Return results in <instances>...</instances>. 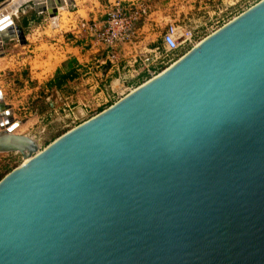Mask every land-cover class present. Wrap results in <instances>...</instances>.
Instances as JSON below:
<instances>
[{"label": "water", "instance_id": "1", "mask_svg": "<svg viewBox=\"0 0 264 264\" xmlns=\"http://www.w3.org/2000/svg\"><path fill=\"white\" fill-rule=\"evenodd\" d=\"M2 108L0 264H264V0L44 149Z\"/></svg>", "mask_w": 264, "mask_h": 264}, {"label": "rangeland", "instance_id": "2", "mask_svg": "<svg viewBox=\"0 0 264 264\" xmlns=\"http://www.w3.org/2000/svg\"><path fill=\"white\" fill-rule=\"evenodd\" d=\"M100 2L101 4L97 2L99 7L95 9L98 12L97 19H101L103 13L104 2ZM84 3L79 2V5L86 6ZM191 8V5H187L183 9L188 11ZM89 12L90 10L83 8L79 14L82 18L91 19ZM15 14L13 20L16 26L21 27L25 42L22 43L16 38L3 42L0 47V90L5 95V102L2 104L12 111L14 121L10 127L17 122L21 123L14 132L35 138L40 148L44 149L88 117L95 116L112 104L99 109L92 107L95 110H90L88 116L73 122L74 111L79 106L71 103V99L66 100L67 91L61 90L66 82L52 88L46 80L66 58L79 55V52L72 48L77 45L75 34L71 33L72 27L76 26L74 15L63 12L59 17V26L53 27L49 25L46 12L36 13L32 3L26 4ZM200 21L205 22L204 19ZM152 38L161 43L158 31H154ZM2 104L0 116L3 113ZM23 162L20 153H0V180Z\"/></svg>", "mask_w": 264, "mask_h": 264}, {"label": "built area", "instance_id": "3", "mask_svg": "<svg viewBox=\"0 0 264 264\" xmlns=\"http://www.w3.org/2000/svg\"><path fill=\"white\" fill-rule=\"evenodd\" d=\"M241 1L243 0H171L175 12L183 13L184 16L191 11H185L183 8L191 5L193 12L201 16L196 20L182 17L178 21L168 22L161 36L162 45L154 48L142 47L140 49L136 45L139 24L148 20L152 13L148 0H115L104 4L101 19H76V26L72 27L71 33L72 35H83L103 44L108 51L106 64L118 72L123 71L125 81L138 79L144 74L143 83H145L182 58L202 39L259 2V0H246L243 3ZM97 2L101 4L100 0ZM59 17V13L55 17L49 16V25L58 27ZM202 19L204 23L200 21ZM127 52L132 54L131 66L122 70L121 60ZM136 88H128V92ZM122 94L125 95V91ZM122 98L117 99L113 94H107L104 98H96V103H87L82 106L85 112L83 117L88 116L90 110H95L92 107L103 108ZM79 119L74 114L72 121Z\"/></svg>", "mask_w": 264, "mask_h": 264}, {"label": "crops", "instance_id": "4", "mask_svg": "<svg viewBox=\"0 0 264 264\" xmlns=\"http://www.w3.org/2000/svg\"><path fill=\"white\" fill-rule=\"evenodd\" d=\"M98 0H74L71 5L63 6L58 13L61 15L63 12L74 15V19H81L80 11L83 8H87L91 19H96L98 17V12H96V7ZM104 4L112 3L115 0H102ZM151 7L152 13L148 20L143 21L139 24V30L137 34V46L142 49V47L154 48L156 46L162 45V33L166 30L168 22L176 20L178 21L182 17L197 19L200 14L193 12V6L190 9V13H177L172 8L173 2L171 0H148ZM175 1V0H174ZM79 2H85L86 6L79 5ZM99 3V2H98ZM100 4V3H99ZM41 14V13H40ZM49 16V13H47ZM85 19V18H84ZM31 23V21H30ZM158 31L161 43L153 40L152 35L154 31ZM75 43L77 42L75 48L79 52V55H72L73 58H66L60 65H58L53 72V74L46 80L48 86L57 87V80L62 76L69 75L70 72L73 78L72 80L67 79L64 82L65 85L61 90L67 91L66 100L71 99V103H76L79 107L75 109L74 114L78 117H83L84 110L82 106L87 103H96V98H104L107 94H113L118 97H125L129 92L128 88L138 87L144 80V74L138 79L125 81L123 78V71H117L111 68L107 62L108 51L103 44L96 42L93 39H83L79 35H74ZM75 43H72L73 45ZM132 54L127 52L123 55L121 60L122 70H126L131 66ZM69 77V78H70ZM60 82V81H59ZM63 82V83H64ZM54 84V85H52ZM125 91V95L122 94ZM78 109H81L82 115L78 113ZM21 125V124H20ZM25 135V134H22Z\"/></svg>", "mask_w": 264, "mask_h": 264}, {"label": "bare ground", "instance_id": "5", "mask_svg": "<svg viewBox=\"0 0 264 264\" xmlns=\"http://www.w3.org/2000/svg\"><path fill=\"white\" fill-rule=\"evenodd\" d=\"M15 1H18V0H12V2H10V4H9L8 7H11V5L13 4V2H15ZM62 1L66 2V4L64 3L65 6L70 5V4L67 3V0H62ZM48 3H52V4L56 5V8L58 7V0H45V2H44L43 4H44V6H45V4H48ZM32 6H33V5H32ZM8 7H7V8H8ZM7 8H6V9H7ZM61 8H62V7H58V8H57V12L60 11ZM4 9H5V8H4ZM4 9H3V10H4ZM15 13H18V12H15ZM15 13L12 14V12H10V13L8 14V15L10 16V19L13 21V25L8 29L7 33L12 34V36L18 37V36L20 35V29L15 25V22H14V20H13V16H14ZM57 14H58V13H57ZM15 15H16V14H15ZM0 93H1V95H2V97H3V100H1V98H0V104H2V102H5V95H4V92H3L2 90H0ZM6 110H7V109H4L3 113L1 114L2 117L4 116ZM77 111H78L79 114L82 115V111H81V109H78ZM10 112H11V114H12V111H11V110H10ZM75 113H76V112H75ZM75 115H76V114H75ZM1 116H0V117H1ZM82 116H83V115H82ZM77 117H78V116H77ZM79 118H81V117H79ZM8 120H9V123L4 125V129H12V128H13V125H12L11 127H10V125H11L12 122L14 121V118L10 115V116L8 117ZM3 121H4V120H3ZM17 123L19 124L20 122H17ZM20 124H21V123H20ZM20 124L17 125V127H19ZM14 125H15V124H14ZM17 127H15V128L12 130V133L16 134L14 131L16 130ZM26 136H28V135H26ZM28 137H30V138H32L33 140H35L36 143H37V145L40 146V145H39V142H38L35 138H33V137H31V136H28ZM0 153H11V152H0ZM16 153H17V152H16Z\"/></svg>", "mask_w": 264, "mask_h": 264}, {"label": "trees", "instance_id": "6", "mask_svg": "<svg viewBox=\"0 0 264 264\" xmlns=\"http://www.w3.org/2000/svg\"><path fill=\"white\" fill-rule=\"evenodd\" d=\"M68 74L69 75L64 76V77L62 76L59 80H57L56 85H59V84L61 85L65 80L69 79V77L72 76L70 72ZM52 85H54V84H52Z\"/></svg>", "mask_w": 264, "mask_h": 264}]
</instances>
